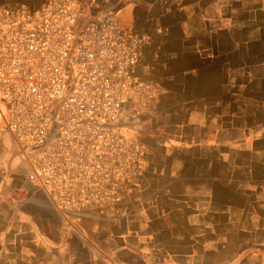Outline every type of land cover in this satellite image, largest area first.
Wrapping results in <instances>:
<instances>
[{
  "label": "rangeland",
  "instance_id": "374dc122",
  "mask_svg": "<svg viewBox=\"0 0 264 264\" xmlns=\"http://www.w3.org/2000/svg\"><path fill=\"white\" fill-rule=\"evenodd\" d=\"M175 3L0 0V145L11 178L74 212L71 225L100 239L101 264L115 226L164 203L160 167L174 134L190 130L172 94L188 43L151 40L188 14Z\"/></svg>",
  "mask_w": 264,
  "mask_h": 264
},
{
  "label": "crops",
  "instance_id": "0c3cea01",
  "mask_svg": "<svg viewBox=\"0 0 264 264\" xmlns=\"http://www.w3.org/2000/svg\"><path fill=\"white\" fill-rule=\"evenodd\" d=\"M175 8L188 14L151 40L188 43L172 94L190 130L160 167L164 203L109 232V264H264V0ZM8 159L1 144L0 264H101L100 239L43 187L11 178Z\"/></svg>",
  "mask_w": 264,
  "mask_h": 264
},
{
  "label": "built area",
  "instance_id": "2783aa9c",
  "mask_svg": "<svg viewBox=\"0 0 264 264\" xmlns=\"http://www.w3.org/2000/svg\"><path fill=\"white\" fill-rule=\"evenodd\" d=\"M32 179V178H31Z\"/></svg>",
  "mask_w": 264,
  "mask_h": 264
}]
</instances>
